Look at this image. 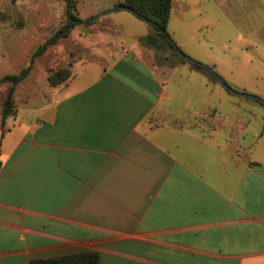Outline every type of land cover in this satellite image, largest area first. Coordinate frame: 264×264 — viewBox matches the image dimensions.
<instances>
[{"label": "crops", "instance_id": "1", "mask_svg": "<svg viewBox=\"0 0 264 264\" xmlns=\"http://www.w3.org/2000/svg\"><path fill=\"white\" fill-rule=\"evenodd\" d=\"M211 2L238 35L211 64L235 93L140 37L102 36L62 89L0 120V264H264V106L243 96L264 101V0Z\"/></svg>", "mask_w": 264, "mask_h": 264}, {"label": "rangeland", "instance_id": "2", "mask_svg": "<svg viewBox=\"0 0 264 264\" xmlns=\"http://www.w3.org/2000/svg\"><path fill=\"white\" fill-rule=\"evenodd\" d=\"M69 1L21 0L14 9L22 18L18 19V25L1 22L0 34H8L12 39L8 58L11 64L5 66L4 73H0V77H4L19 74L21 70L29 67L38 48L67 25L71 21V16L83 21L82 24L75 26L66 38L59 40L44 54L33 59L30 74L15 89L14 113L24 98L39 96L48 98L50 91L62 89L72 78L74 65L80 60L89 59L93 51L99 49L102 36L131 45L137 37L142 38L151 33L150 25L137 19L128 10L108 13L124 0H71L68 7ZM0 5L4 8L2 14L9 13L11 0H0ZM103 13L105 14L101 16ZM167 33L169 39L186 57L209 67L213 60L228 61L227 41L238 36L226 24H220L218 19L213 18L211 0H174ZM3 45L4 41H0V46ZM2 53L0 48V54ZM168 54L177 62L171 51H168ZM63 70H67L70 77L57 85H52L50 78ZM202 74L209 77L203 72ZM8 85L0 84L1 121H3L1 102L11 86ZM236 109L246 114L247 109L244 106ZM263 147L264 141L260 148Z\"/></svg>", "mask_w": 264, "mask_h": 264}, {"label": "trees", "instance_id": "3", "mask_svg": "<svg viewBox=\"0 0 264 264\" xmlns=\"http://www.w3.org/2000/svg\"><path fill=\"white\" fill-rule=\"evenodd\" d=\"M14 2L17 0H13ZM174 0H124L123 3H120L117 7L125 6L130 12L138 19L147 22L152 28V32L145 37L139 39V42L142 46L155 49L156 51H171L172 55L177 58L181 63H190L195 69L206 73L208 76L213 78L215 81L222 79L219 77L217 72L209 66H204L198 62H194L186 55H179L177 51H181L175 43L169 39L167 33L168 24L172 14ZM71 0L69 1L68 7H70ZM73 8V5L71 6ZM90 22V21H87ZM79 18L71 16V21L67 25L63 26L58 30L49 40H47L44 45L38 48L36 53L33 56V59L37 56H40L45 53V51L52 45L56 44L59 40L66 38L68 33L78 24H82ZM33 59L30 63V66L21 70L19 74L8 75L0 79V84H9L8 93L1 102L2 107V117L3 123L14 113V93L16 87L23 82L28 75L30 74L33 68ZM191 60V61H189ZM173 61V59H172ZM70 77V74L67 70L58 72L52 78H50V83L52 85H57ZM8 85V86H9ZM229 92H236L230 88ZM256 100L262 106H264V101L257 98ZM31 264H100V257L98 253L89 252L78 254L74 256H67L61 258H55L50 260H37Z\"/></svg>", "mask_w": 264, "mask_h": 264}, {"label": "water", "instance_id": "4", "mask_svg": "<svg viewBox=\"0 0 264 264\" xmlns=\"http://www.w3.org/2000/svg\"><path fill=\"white\" fill-rule=\"evenodd\" d=\"M122 10H128L130 11L127 7L125 6H120V7H117L111 11H109L108 13L109 14H112V13H116V12H119V11H122ZM105 13H103L101 16H103ZM147 21V20H145ZM179 55L183 56L182 52L180 51H177ZM191 61V60H189ZM192 62V61H191ZM219 83L220 85H222L224 88H226L227 90H230V87L228 86V84L223 80V79H219ZM235 93V92H234ZM243 96L247 97V98H250V99H256V97L252 96V95H247V94H243Z\"/></svg>", "mask_w": 264, "mask_h": 264}]
</instances>
